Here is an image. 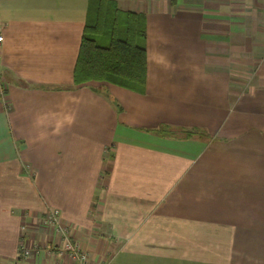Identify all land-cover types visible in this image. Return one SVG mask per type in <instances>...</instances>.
I'll return each instance as SVG.
<instances>
[{"label": "crops", "instance_id": "crops-1", "mask_svg": "<svg viewBox=\"0 0 264 264\" xmlns=\"http://www.w3.org/2000/svg\"><path fill=\"white\" fill-rule=\"evenodd\" d=\"M116 1L144 92L75 83L89 0H0V264H73L50 210L94 263L264 264V0Z\"/></svg>", "mask_w": 264, "mask_h": 264}, {"label": "trees", "instance_id": "trees-1", "mask_svg": "<svg viewBox=\"0 0 264 264\" xmlns=\"http://www.w3.org/2000/svg\"><path fill=\"white\" fill-rule=\"evenodd\" d=\"M147 19L124 11L116 0H89L75 83L106 81L144 92L147 80ZM162 132L190 137L198 129L165 127Z\"/></svg>", "mask_w": 264, "mask_h": 264}, {"label": "built area", "instance_id": "built-area-1", "mask_svg": "<svg viewBox=\"0 0 264 264\" xmlns=\"http://www.w3.org/2000/svg\"><path fill=\"white\" fill-rule=\"evenodd\" d=\"M0 25V45L4 41V35L1 31ZM47 224L53 227L59 235L62 236L63 239V246L62 251H66L69 253L73 264H98L94 263L90 257L87 250L81 245L79 241H73L72 237V230L70 225L65 224L62 222L61 215L58 210H50L47 216L45 217ZM28 224L24 223L22 225L23 230H27ZM55 250V247L52 243H33L27 241L26 238L22 240L20 245V253L19 259L28 258L32 255H38L43 251L48 253H52Z\"/></svg>", "mask_w": 264, "mask_h": 264}]
</instances>
